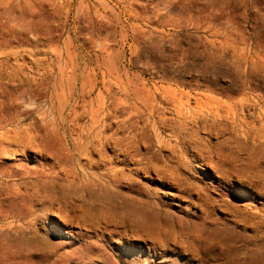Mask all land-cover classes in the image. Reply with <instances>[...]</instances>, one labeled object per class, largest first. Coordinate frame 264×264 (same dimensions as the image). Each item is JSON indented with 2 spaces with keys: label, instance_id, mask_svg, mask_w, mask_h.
I'll list each match as a JSON object with an SVG mask.
<instances>
[{
  "label": "rangeland",
  "instance_id": "rangeland-1",
  "mask_svg": "<svg viewBox=\"0 0 264 264\" xmlns=\"http://www.w3.org/2000/svg\"><path fill=\"white\" fill-rule=\"evenodd\" d=\"M0 264H264V0H0Z\"/></svg>",
  "mask_w": 264,
  "mask_h": 264
},
{
  "label": "bare ground",
  "instance_id": "bare-ground-1",
  "mask_svg": "<svg viewBox=\"0 0 264 264\" xmlns=\"http://www.w3.org/2000/svg\"><path fill=\"white\" fill-rule=\"evenodd\" d=\"M42 76V75H41ZM136 97V96H135ZM153 98V97H152ZM151 98V99H152ZM150 100V99H149ZM137 101V100H136ZM151 102V101H150ZM153 102H155V101H153ZM138 103V102H137ZM152 103V102H151ZM155 106H156V104H155ZM152 108V107H151ZM150 108V109H151ZM162 108V107H161ZM135 110V109H134ZM138 110V109H137ZM142 110V109H141ZM144 110V109H143ZM155 110H156V108H155ZM136 111V110H135ZM162 111H164V110H162ZM138 112V111H137ZM149 112V111H148ZM151 112V111H150ZM158 112V111H157ZM135 113V112H134ZM151 114V113H150ZM155 116V115H154ZM165 116V115H164ZM177 116V115H176ZM133 117V116H132ZM135 117V116H134ZM151 117V116H150ZM180 117V116H179ZM185 117V116H184ZM198 117V116H197ZM164 118V117H163ZM153 119V118H152ZM170 119V118H169ZM174 119V118H173ZM195 120V119H194ZM196 121V120H195ZM153 122V121H152ZM176 122V121H175ZM135 123V122H134ZM157 123V122H156ZM161 123V122H160ZM166 123H167V121H166ZM181 123V122H180ZM188 123V122H187ZM150 124H152L151 122H150ZM163 124H165V122L163 123ZM175 124V123H174ZM177 124V123H176ZM193 124V123H192ZM183 125H184V122H183ZM186 125V124H185ZM184 125V126H185ZM165 126V125H164ZM135 127H136V125H135ZM201 127V126H200ZM132 128V127H131ZM149 128V127H148ZM161 129V128H160ZM207 129V128H206ZM132 130V129H131ZM179 130V129H178ZM183 130H185V129H183ZM172 132V131H171ZM179 132V131H178ZM182 132V131H181ZM184 132V131H183ZM182 132V133H183ZM187 132V131H186ZM210 132V131H209ZM189 133V132H188ZM197 133V132H196ZM132 134H134V133H132ZM187 134V133H186ZM185 134V135H186ZM191 134V133H190ZM188 135V134H187ZM210 135V134H209ZM189 136L190 135H188V138H189ZM131 136L130 135H128V138H130ZM134 137V136H133ZM146 137H148L147 135H146ZM172 137V136H171ZM185 137V136H184ZM145 138V137H144ZM179 138V137H178ZM182 140H183V138L182 137H180ZM185 139V138H184ZM132 140V139H131ZM143 140V139H142ZM147 139L145 138V140H144V142L146 141ZM180 140V139H179ZM121 141H123V140H120V142ZM125 141V140H124ZM117 142V141H116ZM177 142V141H176ZM178 143H180V142H178ZM209 143V142H208ZM211 143V142H210ZM102 145H103V143H102ZM103 147V146H102ZM105 148V147H104ZM164 148V147H163ZM163 148H162V150H163ZM160 151V150H159ZM138 157V156H137ZM140 157V156H139ZM126 161V160H125ZM140 161V160H139ZM222 170V169H221ZM226 171V170H225ZM249 177V176H248ZM253 180V179H252ZM224 182V181H223ZM258 183V182H257ZM263 184V183H262ZM262 187H263V185H262ZM245 189H246V187H245ZM248 189H249V187H248ZM262 190V189H261ZM252 193V192H251ZM261 193H263V192H261ZM255 194V193H254ZM209 197V196H208ZM256 197V196H255ZM231 205H229V207H230ZM238 206V205H237ZM232 207H234V206H232ZM232 209V208H231ZM205 215V214H204ZM255 216V215H254ZM257 216V215H256ZM240 218V217H239ZM244 221V220H243ZM248 224V223H247ZM254 226V225H253ZM256 227V226H255ZM204 238V237H203Z\"/></svg>",
  "mask_w": 264,
  "mask_h": 264
}]
</instances>
